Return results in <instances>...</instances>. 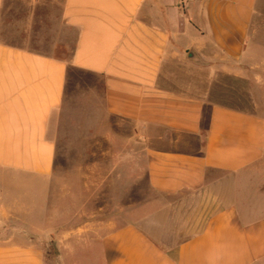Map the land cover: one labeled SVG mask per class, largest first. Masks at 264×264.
<instances>
[{
    "label": "crops",
    "instance_id": "obj_1",
    "mask_svg": "<svg viewBox=\"0 0 264 264\" xmlns=\"http://www.w3.org/2000/svg\"><path fill=\"white\" fill-rule=\"evenodd\" d=\"M262 92L264 0H0V264H78L82 242L100 264H264ZM141 172L151 230L79 226L78 196ZM196 197L201 228L158 239Z\"/></svg>",
    "mask_w": 264,
    "mask_h": 264
},
{
    "label": "rangeland",
    "instance_id": "obj_2",
    "mask_svg": "<svg viewBox=\"0 0 264 264\" xmlns=\"http://www.w3.org/2000/svg\"><path fill=\"white\" fill-rule=\"evenodd\" d=\"M259 97H262L261 102H263L262 107H264V92L259 93ZM99 141H101V139ZM245 175H239V178H247L248 175ZM236 179L237 178L233 176V182H236ZM253 179L254 180L251 179V181H255V177ZM78 183H81L82 186L88 183L89 185H93L94 189L99 188L97 186H101L102 184L100 180ZM123 185L126 189L118 190V187ZM109 186L110 189L108 194L104 191L103 195L78 196L76 198V203L72 202L71 205L70 203L68 204L72 209H76L79 226H84L89 220L96 222L102 219L105 220L106 217H109L111 224H114V226H122L126 223L133 222L141 225L147 230H151L153 226L151 220L152 215L159 212V209L165 204V201L151 191L144 172L136 175V180L130 182L109 181ZM122 192L128 193V195H119ZM190 200L191 197L182 196L179 198L178 203L180 204L181 201L182 203H189ZM208 201V198L196 197L193 201V205L197 210L195 213L191 211L193 207L178 209L180 213L176 212V215L181 219H177V222L171 220L165 223L162 229H157V238L166 244H172L175 240L181 241L185 238V236L180 235L181 232L182 234L185 232L187 233L190 228H193V231L200 229L203 223L201 218L207 215ZM177 208H180L178 204ZM188 222L189 225H187ZM93 231V234L96 236V232H105V229L95 228ZM94 239V242L98 240L97 237ZM79 241L81 240L79 239ZM90 249L91 246L89 247V245L84 242L77 244V251L81 253L79 255L78 264H100L99 256H91L92 252Z\"/></svg>",
    "mask_w": 264,
    "mask_h": 264
}]
</instances>
